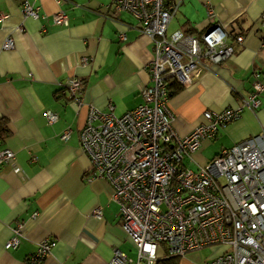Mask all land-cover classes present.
I'll use <instances>...</instances> for the list:
<instances>
[{"label":"crops","instance_id":"obj_1","mask_svg":"<svg viewBox=\"0 0 264 264\" xmlns=\"http://www.w3.org/2000/svg\"><path fill=\"white\" fill-rule=\"evenodd\" d=\"M23 1L0 0V149L14 153L12 162L0 164V264H24L46 237L55 245L41 264H107L115 248L135 257L109 183L88 178L89 159L79 143L87 110L77 111L63 83L68 76L80 77L84 101L100 110L111 103L121 115L141 101L140 89L150 83L152 43L130 13L114 9L112 0H28L38 18L23 17ZM208 7L235 50L218 64L204 59L207 67L169 94L172 126L180 136L204 121V110L239 105L254 70L264 80V0H183L166 33L179 29L199 35ZM58 11L66 14L65 25L53 23ZM236 34L243 35L241 44L235 43ZM6 37L13 39L12 48H3ZM46 110L57 113L52 124L46 122ZM67 127L71 132L64 142L59 135ZM260 131L264 93L256 109H244L213 139L202 141L185 163L197 168L222 147ZM17 223L20 241L5 249Z\"/></svg>","mask_w":264,"mask_h":264},{"label":"built area","instance_id":"obj_2","mask_svg":"<svg viewBox=\"0 0 264 264\" xmlns=\"http://www.w3.org/2000/svg\"><path fill=\"white\" fill-rule=\"evenodd\" d=\"M182 1L112 0L116 11H127L136 19L137 29L153 47L147 65L150 83L141 87V101L134 108L116 115L108 103L106 110H100L84 101L80 77L68 76L63 83L77 111L87 110L79 143L89 159L88 178L109 183L122 228L135 248V257L115 248L107 264H158L204 247L220 250L203 264H264V131L222 147L197 168L185 163L202 141L213 139L244 109L261 104L264 80L254 70L251 88L239 105L204 110V121L178 135L168 110V78L186 85L207 67L204 59L218 64L235 50L223 25L214 20L211 7L199 35L179 29L167 34V25ZM21 13L39 17L28 0L22 2ZM53 23L65 25V12H56ZM118 36L123 38L122 33ZM234 41L241 44L243 35L236 34ZM2 46L12 48L13 39L6 37ZM88 61L81 58L82 65ZM57 117L56 112L45 111L48 124ZM70 132L65 128L59 139L67 141ZM13 160L11 149H0V164ZM21 227L17 223L11 228L5 249L18 245ZM54 245V239H41L24 264H41Z\"/></svg>","mask_w":264,"mask_h":264},{"label":"rangeland","instance_id":"obj_3","mask_svg":"<svg viewBox=\"0 0 264 264\" xmlns=\"http://www.w3.org/2000/svg\"><path fill=\"white\" fill-rule=\"evenodd\" d=\"M217 250L218 247H204L200 250L188 252L186 256L182 258L181 264H203L205 261L209 260L211 255Z\"/></svg>","mask_w":264,"mask_h":264},{"label":"trees","instance_id":"obj_4","mask_svg":"<svg viewBox=\"0 0 264 264\" xmlns=\"http://www.w3.org/2000/svg\"><path fill=\"white\" fill-rule=\"evenodd\" d=\"M173 86L175 87L172 88ZM180 87L181 85L178 83V81L175 78L173 77L168 78V83H167L168 94H173L176 90L180 89ZM219 250L220 248L218 247L217 251ZM176 262H177V258L172 257V258H167V259L158 261V264H176Z\"/></svg>","mask_w":264,"mask_h":264}]
</instances>
